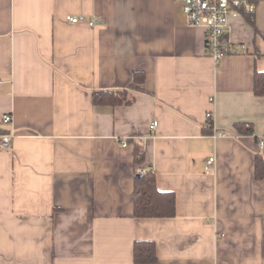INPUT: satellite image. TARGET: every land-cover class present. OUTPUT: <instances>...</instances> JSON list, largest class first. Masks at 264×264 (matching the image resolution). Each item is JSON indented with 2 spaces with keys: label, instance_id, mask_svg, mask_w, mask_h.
<instances>
[{
  "label": "crops",
  "instance_id": "obj_1",
  "mask_svg": "<svg viewBox=\"0 0 264 264\" xmlns=\"http://www.w3.org/2000/svg\"><path fill=\"white\" fill-rule=\"evenodd\" d=\"M252 17L229 18L241 52L216 64L175 0H0V264H137L138 240L156 247L139 264H264V1ZM102 89L131 103L95 104ZM139 169L173 217H134Z\"/></svg>",
  "mask_w": 264,
  "mask_h": 264
},
{
  "label": "trees",
  "instance_id": "obj_2",
  "mask_svg": "<svg viewBox=\"0 0 264 264\" xmlns=\"http://www.w3.org/2000/svg\"><path fill=\"white\" fill-rule=\"evenodd\" d=\"M246 19L254 25L251 13H243ZM135 82H142L144 74L136 72L133 76ZM253 91L257 96H264V72L255 71L253 78ZM93 102L117 106L130 104L125 89H102L94 91ZM235 128L239 133H252V126L246 123H236ZM212 129L211 119H207L204 132ZM134 161L139 164L143 161L142 146L136 144L134 147ZM144 173H136L133 185V215L137 218L151 217H173L175 215V195L171 191H160L156 187L153 170L145 169ZM254 177L257 180L264 178V157L256 154L254 157ZM134 263H153L156 261V247L152 241L138 240L133 245Z\"/></svg>",
  "mask_w": 264,
  "mask_h": 264
},
{
  "label": "built area",
  "instance_id": "obj_3",
  "mask_svg": "<svg viewBox=\"0 0 264 264\" xmlns=\"http://www.w3.org/2000/svg\"><path fill=\"white\" fill-rule=\"evenodd\" d=\"M180 2L185 14L187 25L203 29L205 35V45L209 55L217 64L224 56L236 55L241 52L228 38L227 26L230 17H235L243 13L255 12L258 2L264 0H175ZM66 19L72 23L86 21L90 26L95 24L93 19H85L82 16L67 15ZM211 113H206V118L211 119ZM12 121L10 114H3L0 123L9 124ZM157 122H153V129ZM222 135V133H217ZM13 134L11 132L0 134V147L9 148L11 146ZM262 145L263 141L260 140ZM123 146L126 142L122 143ZM214 157H209L206 161L207 167L212 165ZM145 169H139V173H144Z\"/></svg>",
  "mask_w": 264,
  "mask_h": 264
}]
</instances>
